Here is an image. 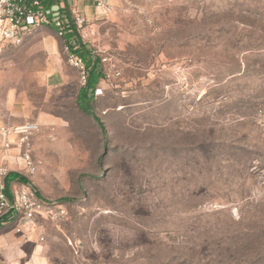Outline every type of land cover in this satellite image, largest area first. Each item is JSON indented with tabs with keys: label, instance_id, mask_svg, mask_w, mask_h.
<instances>
[{
	"label": "rangeland",
	"instance_id": "1",
	"mask_svg": "<svg viewBox=\"0 0 264 264\" xmlns=\"http://www.w3.org/2000/svg\"><path fill=\"white\" fill-rule=\"evenodd\" d=\"M110 5L77 36L103 128L51 25L0 52V126L39 124L22 177L65 212L45 227L53 258L264 264V0Z\"/></svg>",
	"mask_w": 264,
	"mask_h": 264
},
{
	"label": "built area",
	"instance_id": "2",
	"mask_svg": "<svg viewBox=\"0 0 264 264\" xmlns=\"http://www.w3.org/2000/svg\"><path fill=\"white\" fill-rule=\"evenodd\" d=\"M0 0V52L4 46H17L33 32L46 25H51L59 38L64 40V50L68 54L69 63L81 70L82 79L86 82L87 71L82 59L75 54L79 46L75 40L66 41L68 34L76 30L77 33L87 25V19L77 7L84 0ZM70 19L65 15V8ZM95 11L102 15L111 12L108 0H97ZM114 74L108 73L107 78ZM102 94L96 88L94 95ZM264 119L262 111H258ZM40 126L36 122H25L17 126H0V219H13L34 222L37 219L61 222L65 212L56 203L45 201L40 197L35 187L30 183L13 182L8 187L6 179L12 173L8 158L15 151L22 162L21 176L31 178L35 175L38 163L32 155V141L39 132ZM23 171L24 173H21ZM17 233L21 232L16 228ZM41 240V239H40ZM0 264H9L0 258Z\"/></svg>",
	"mask_w": 264,
	"mask_h": 264
},
{
	"label": "crops",
	"instance_id": "3",
	"mask_svg": "<svg viewBox=\"0 0 264 264\" xmlns=\"http://www.w3.org/2000/svg\"><path fill=\"white\" fill-rule=\"evenodd\" d=\"M96 1L84 0L79 2L77 7L84 14L87 13L88 9L95 7ZM110 1L108 0L109 3ZM55 52L56 46L53 45L52 61H56ZM14 161L16 162L13 157L8 158L12 172L11 164ZM48 222L54 223L44 219H37L34 222L0 219V258L9 264H59L60 261L53 258L51 251L52 238H48L46 235L45 227L49 224ZM16 228H20L21 232L17 233ZM60 264H69V262L62 261Z\"/></svg>",
	"mask_w": 264,
	"mask_h": 264
},
{
	"label": "trees",
	"instance_id": "4",
	"mask_svg": "<svg viewBox=\"0 0 264 264\" xmlns=\"http://www.w3.org/2000/svg\"><path fill=\"white\" fill-rule=\"evenodd\" d=\"M66 12H65V15L67 16V18L70 19V14L67 10V7L65 8ZM78 36V33L76 32V30H74L72 33L68 34L67 37H66V41H70V40H75L76 44L79 46V48L74 51L75 54H77L81 59L82 61L85 60V56H84V53L82 54L81 51H82V48H81V45H79L80 43V38L77 37ZM93 65H94V69H92L91 71H87V77H86V85L85 87L82 89L80 95H79V102L84 104V110L87 114H89L90 116L93 117V119L101 126V128H103V126L99 123V120L98 118L95 116L94 112L92 111V102L93 100L95 99L94 97V90L96 89L94 87V84L96 83V80H97V66H96V62L94 61L93 62ZM96 69V71H95ZM97 72V73H96ZM14 180L16 179V182H21V183H26L27 180L22 177L20 174L18 173H10L8 178L6 179V184H7V187L10 185L9 184V180Z\"/></svg>",
	"mask_w": 264,
	"mask_h": 264
}]
</instances>
